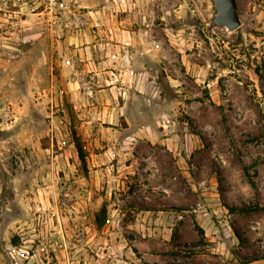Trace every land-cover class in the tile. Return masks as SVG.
<instances>
[{
	"label": "rangeland",
	"instance_id": "374dc122",
	"mask_svg": "<svg viewBox=\"0 0 264 264\" xmlns=\"http://www.w3.org/2000/svg\"><path fill=\"white\" fill-rule=\"evenodd\" d=\"M237 2L231 32L212 0H0L5 264H264V0Z\"/></svg>",
	"mask_w": 264,
	"mask_h": 264
},
{
	"label": "water",
	"instance_id": "95a60500",
	"mask_svg": "<svg viewBox=\"0 0 264 264\" xmlns=\"http://www.w3.org/2000/svg\"><path fill=\"white\" fill-rule=\"evenodd\" d=\"M216 13L211 22L218 28L235 32L241 25V17L237 0H212Z\"/></svg>",
	"mask_w": 264,
	"mask_h": 264
},
{
	"label": "crops",
	"instance_id": "0c3cea01",
	"mask_svg": "<svg viewBox=\"0 0 264 264\" xmlns=\"http://www.w3.org/2000/svg\"><path fill=\"white\" fill-rule=\"evenodd\" d=\"M9 254L13 255V253L9 247H7V251L4 253L0 251V264H5L4 258L6 256H8Z\"/></svg>",
	"mask_w": 264,
	"mask_h": 264
},
{
	"label": "trees",
	"instance_id": "16d2710c",
	"mask_svg": "<svg viewBox=\"0 0 264 264\" xmlns=\"http://www.w3.org/2000/svg\"><path fill=\"white\" fill-rule=\"evenodd\" d=\"M75 143H76V147L78 149L79 154L81 155V157H83V149L81 147L79 140L76 139Z\"/></svg>",
	"mask_w": 264,
	"mask_h": 264
},
{
	"label": "built area",
	"instance_id": "2783aa9c",
	"mask_svg": "<svg viewBox=\"0 0 264 264\" xmlns=\"http://www.w3.org/2000/svg\"><path fill=\"white\" fill-rule=\"evenodd\" d=\"M14 4H20L22 3L24 0H12Z\"/></svg>",
	"mask_w": 264,
	"mask_h": 264
}]
</instances>
